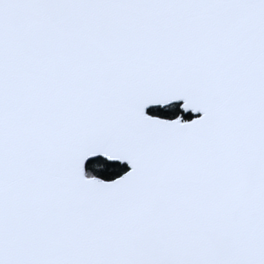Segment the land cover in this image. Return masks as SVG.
Returning <instances> with one entry per match:
<instances>
[{"label":"snow or ice","instance_id":"6c2138e0","mask_svg":"<svg viewBox=\"0 0 264 264\" xmlns=\"http://www.w3.org/2000/svg\"><path fill=\"white\" fill-rule=\"evenodd\" d=\"M0 264H264V0H0Z\"/></svg>","mask_w":264,"mask_h":264}]
</instances>
